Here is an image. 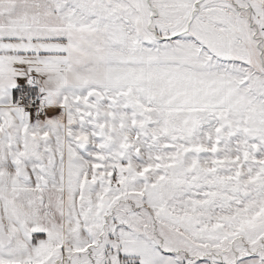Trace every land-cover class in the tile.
<instances>
[{"label":"snow or ice","instance_id":"snow-or-ice-1","mask_svg":"<svg viewBox=\"0 0 264 264\" xmlns=\"http://www.w3.org/2000/svg\"><path fill=\"white\" fill-rule=\"evenodd\" d=\"M0 264H264V0H0Z\"/></svg>","mask_w":264,"mask_h":264}]
</instances>
